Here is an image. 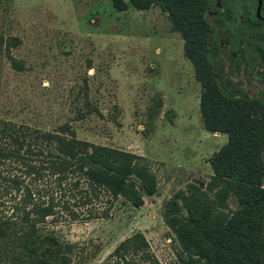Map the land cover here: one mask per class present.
<instances>
[{
	"label": "rangeland",
	"instance_id": "rangeland-1",
	"mask_svg": "<svg viewBox=\"0 0 264 264\" xmlns=\"http://www.w3.org/2000/svg\"><path fill=\"white\" fill-rule=\"evenodd\" d=\"M0 36L8 46L0 50V128L56 129L67 122L78 138L142 155L156 177L155 193L138 206L122 197L109 205L102 195L93 205L108 207L107 216L73 218L59 205L46 226L74 242L86 264H100L135 231L145 234L160 264H190L165 214L178 212V195L188 183L205 186L209 158L227 134L204 126L202 86L165 8L128 4L117 10L112 0H0ZM8 53L23 61L21 69ZM233 78L249 96L264 98V76L240 70ZM40 182L42 194L48 184ZM68 195L73 200L74 193ZM226 204L227 214L239 208L231 194Z\"/></svg>",
	"mask_w": 264,
	"mask_h": 264
},
{
	"label": "trees",
	"instance_id": "trees-1",
	"mask_svg": "<svg viewBox=\"0 0 264 264\" xmlns=\"http://www.w3.org/2000/svg\"><path fill=\"white\" fill-rule=\"evenodd\" d=\"M112 4L117 10L128 4L165 8L202 86L204 126L227 134L209 158L212 173L205 186L188 183L178 195V212L165 214L181 250L188 253L190 264H264V99L246 94L242 82L233 78L240 70H264V0L262 17L251 9L252 0ZM2 41L0 36V50H8ZM8 56L14 68L23 67L22 60ZM0 136V264H86L74 242L46 226L57 206L73 218L107 216L108 207L95 208V198L105 195L110 205L122 197L138 206L144 195L156 191L155 174L142 155L78 138L67 122L56 129L6 123ZM39 182L48 184L42 194ZM230 194L239 208L227 214ZM72 203L78 207L71 208ZM100 264L160 262L145 234L135 231L119 240Z\"/></svg>",
	"mask_w": 264,
	"mask_h": 264
},
{
	"label": "water",
	"instance_id": "water-1",
	"mask_svg": "<svg viewBox=\"0 0 264 264\" xmlns=\"http://www.w3.org/2000/svg\"><path fill=\"white\" fill-rule=\"evenodd\" d=\"M261 3H262V0H257V3L255 5V14H256L257 17H262L261 12H260Z\"/></svg>",
	"mask_w": 264,
	"mask_h": 264
},
{
	"label": "flooded vegetation",
	"instance_id": "flooded-vegetation-1",
	"mask_svg": "<svg viewBox=\"0 0 264 264\" xmlns=\"http://www.w3.org/2000/svg\"><path fill=\"white\" fill-rule=\"evenodd\" d=\"M256 3H257V0H256ZM254 11H255V7H254ZM256 73L254 74L255 76H258V77L264 76V74L261 71H259V69H257V72ZM261 99H264V98L261 97Z\"/></svg>",
	"mask_w": 264,
	"mask_h": 264
}]
</instances>
